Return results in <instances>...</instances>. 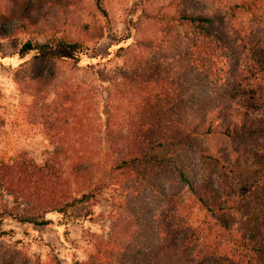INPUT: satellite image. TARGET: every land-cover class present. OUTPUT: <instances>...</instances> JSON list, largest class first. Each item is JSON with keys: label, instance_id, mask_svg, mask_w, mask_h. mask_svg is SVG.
Wrapping results in <instances>:
<instances>
[{"label": "trees", "instance_id": "16d2710c", "mask_svg": "<svg viewBox=\"0 0 264 264\" xmlns=\"http://www.w3.org/2000/svg\"><path fill=\"white\" fill-rule=\"evenodd\" d=\"M109 1L95 0L106 18ZM10 2L0 0V10ZM123 17L135 39L126 49L132 68L102 80L103 112L93 104L95 88L58 75L59 61L87 56L82 42L57 35L53 24L46 43L22 45L21 58L51 59L49 74L25 80V89L32 98L26 115L43 127L52 150L42 163L23 154L0 160V194L13 198L0 206V237L7 220L46 226L52 213L71 219L133 180L163 195L174 170L201 220L152 221L151 237L138 247L119 219L107 239L94 240L84 264H128L137 255L148 257L145 264H264V0H141ZM34 81L42 85L37 94L29 92ZM49 92L55 98L47 103ZM202 136L227 142V156L216 159L222 173L210 183L194 181L173 156Z\"/></svg>", "mask_w": 264, "mask_h": 264}, {"label": "rangeland", "instance_id": "374dc122", "mask_svg": "<svg viewBox=\"0 0 264 264\" xmlns=\"http://www.w3.org/2000/svg\"><path fill=\"white\" fill-rule=\"evenodd\" d=\"M140 1L110 0L106 7L108 19L98 11L95 0H11V8L0 10V31H10L7 37L0 35V160L11 161L23 154L42 163L52 150L43 127L34 124L26 115L32 98L25 89L28 87L25 80L49 74L51 59L46 54L37 57L33 53L21 58L22 45L27 41L46 43L55 32L50 31L55 28L53 24L62 30L57 35H68L82 42L87 48V56L71 55L65 61H59L58 75L82 87L95 88L93 104L103 112L108 84H103L102 80L110 75L120 77L132 68L126 63L129 55L126 49L134 45L135 39L127 32L123 16ZM201 1L204 5L214 2ZM228 1L224 0V3ZM154 28L161 29L160 26ZM234 46L236 55L242 56L243 48L236 43ZM122 47L124 50H119ZM156 50L159 52L158 48ZM93 55L96 58L90 59ZM29 86V92L36 94L42 89L35 81ZM45 96L46 102L50 103L55 93L49 92ZM225 145L224 137L202 136L194 147H178L173 156L187 168L194 181L210 183L222 173L216 159L224 160L227 156ZM168 174L163 195L162 191L149 190L133 180L128 188L109 191L89 212L86 208L75 209L71 219L52 213L47 216L51 224L46 226L5 221L6 234L0 237V264H84L95 252L94 240L98 237L107 239L111 224L119 219L134 232L132 243L138 247L151 237L152 221L171 226L179 223L180 218L201 220L203 215L197 208H192L190 193L179 183L175 171ZM5 202L12 203L13 198L0 194V206ZM182 202L185 208L180 206ZM147 258L137 255L128 264H145ZM91 264L99 262L93 260Z\"/></svg>", "mask_w": 264, "mask_h": 264}]
</instances>
